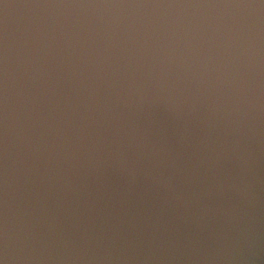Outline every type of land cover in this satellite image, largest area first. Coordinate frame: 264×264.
I'll return each instance as SVG.
<instances>
[{"label": "water", "instance_id": "1", "mask_svg": "<svg viewBox=\"0 0 264 264\" xmlns=\"http://www.w3.org/2000/svg\"><path fill=\"white\" fill-rule=\"evenodd\" d=\"M0 264H264V0H0Z\"/></svg>", "mask_w": 264, "mask_h": 264}]
</instances>
